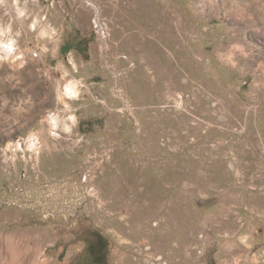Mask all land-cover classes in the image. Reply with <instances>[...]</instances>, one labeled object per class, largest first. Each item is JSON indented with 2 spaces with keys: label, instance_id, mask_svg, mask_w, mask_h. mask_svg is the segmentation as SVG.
Listing matches in <instances>:
<instances>
[{
  "label": "rangeland",
  "instance_id": "1",
  "mask_svg": "<svg viewBox=\"0 0 264 264\" xmlns=\"http://www.w3.org/2000/svg\"><path fill=\"white\" fill-rule=\"evenodd\" d=\"M11 239L264 264V0H0V264Z\"/></svg>",
  "mask_w": 264,
  "mask_h": 264
},
{
  "label": "bare ground",
  "instance_id": "2",
  "mask_svg": "<svg viewBox=\"0 0 264 264\" xmlns=\"http://www.w3.org/2000/svg\"><path fill=\"white\" fill-rule=\"evenodd\" d=\"M116 2V1H115ZM4 3V2H3ZM112 4V3H111ZM115 6V5H113ZM21 14H22V11L19 12V18H21ZM234 16V15H233ZM237 16V15H236ZM241 16V15H240ZM243 18V17H242ZM20 20V19H19ZM244 47V46H243ZM3 48L8 50V51H12L14 49V46L12 44V42H9V43H3ZM15 50V49H14ZM13 50V52H14ZM8 53V52H7ZM11 53V52H10ZM18 55V54H17ZM66 93L70 94V96L72 95H76L77 94V89L75 87V85L73 83H70L69 85H67L66 87ZM10 103V102H9ZM15 108V107H14ZM3 109V108H2ZM18 110V108H17ZM19 112V111H18ZM12 114V113H11ZM54 121V119H52ZM56 123V122H55ZM45 133V132H44ZM34 145V144H33ZM9 247H10V252H11V255L13 257V260H18L20 261L19 259H22V255L23 253L21 252L20 249H18V247L14 246V243H13V240L11 239L9 241ZM23 250V249H22ZM2 255V254H1ZM8 256V255H7ZM24 260V259H23ZM22 261V260H21ZM21 261L18 262V264H21ZM14 262V261H13ZM12 262V263H13ZM14 264H17L14 262Z\"/></svg>",
  "mask_w": 264,
  "mask_h": 264
},
{
  "label": "trees",
  "instance_id": "3",
  "mask_svg": "<svg viewBox=\"0 0 264 264\" xmlns=\"http://www.w3.org/2000/svg\"><path fill=\"white\" fill-rule=\"evenodd\" d=\"M106 248L107 245L102 244L99 240L96 242H89L86 247V250L92 255L89 264H103V261H100V255L106 252Z\"/></svg>",
  "mask_w": 264,
  "mask_h": 264
}]
</instances>
